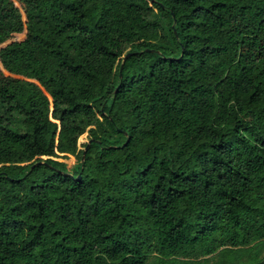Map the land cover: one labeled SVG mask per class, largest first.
<instances>
[{"label": "trees", "instance_id": "obj_1", "mask_svg": "<svg viewBox=\"0 0 264 264\" xmlns=\"http://www.w3.org/2000/svg\"><path fill=\"white\" fill-rule=\"evenodd\" d=\"M0 64V264H264V0H0Z\"/></svg>", "mask_w": 264, "mask_h": 264}, {"label": "rangeland", "instance_id": "obj_2", "mask_svg": "<svg viewBox=\"0 0 264 264\" xmlns=\"http://www.w3.org/2000/svg\"><path fill=\"white\" fill-rule=\"evenodd\" d=\"M25 37V33L23 34H20V35H17L16 37H14L13 39L11 40H8L7 42H5L4 44H7V43H10L12 41H16V40H22L23 38ZM2 44V45H4ZM0 68L1 67V64H0ZM2 72L4 74H8L5 70L2 69ZM97 114H99V111L97 110L96 111ZM100 118V122H101V117L99 116ZM91 126H89L88 128L85 129V131L83 132V134L79 137V149H83V145L87 144L90 140V137H89V130H90ZM65 162L68 163L69 166H73L75 163H76V155L75 154H71V155H68L65 159H63ZM4 163H1L0 164V169L4 167Z\"/></svg>", "mask_w": 264, "mask_h": 264}, {"label": "water", "instance_id": "obj_3", "mask_svg": "<svg viewBox=\"0 0 264 264\" xmlns=\"http://www.w3.org/2000/svg\"><path fill=\"white\" fill-rule=\"evenodd\" d=\"M88 144V143H87ZM87 148V147H86ZM86 148L84 150H86Z\"/></svg>", "mask_w": 264, "mask_h": 264}]
</instances>
